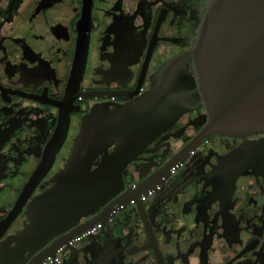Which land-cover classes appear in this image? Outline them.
<instances>
[{"label": "flooded vegetation", "instance_id": "1", "mask_svg": "<svg viewBox=\"0 0 264 264\" xmlns=\"http://www.w3.org/2000/svg\"><path fill=\"white\" fill-rule=\"evenodd\" d=\"M211 1L0 0V221L59 130H67L62 147L26 203L64 169L86 115L134 102L175 58L193 74L191 52ZM197 96L183 95L187 109L125 169L124 192L134 194L164 166L147 199L114 197L111 228L102 223L73 247L78 263L68 250L60 264H264V150L237 178L220 170L223 157L264 133L210 135L189 152L208 122ZM23 212L1 240L23 228Z\"/></svg>", "mask_w": 264, "mask_h": 264}, {"label": "water", "instance_id": "2", "mask_svg": "<svg viewBox=\"0 0 264 264\" xmlns=\"http://www.w3.org/2000/svg\"><path fill=\"white\" fill-rule=\"evenodd\" d=\"M191 55L193 74L186 65L178 66L179 58H175L134 102L86 115L64 169L48 189L26 203L62 147L67 130H59L51 154L23 190L17 206L0 221L1 240L26 205L23 228L0 241V264H60L68 250V260L78 263L73 247L102 223L111 228L106 217L112 206L109 202L125 195H130L132 203L145 201L153 189V177H162L164 166L147 173L131 189L134 194L124 192L126 167L187 109L183 95L191 102L198 95L197 102L202 99L208 114L207 124L187 144L189 152L210 135L246 138L264 133V0H212ZM263 150L264 139L243 144L223 157L221 178L245 173L246 160L254 164ZM236 163L242 165L235 168ZM116 201L122 206V200Z\"/></svg>", "mask_w": 264, "mask_h": 264}]
</instances>
